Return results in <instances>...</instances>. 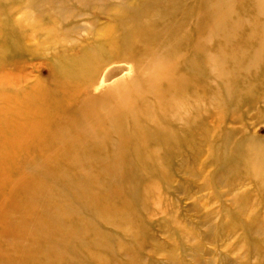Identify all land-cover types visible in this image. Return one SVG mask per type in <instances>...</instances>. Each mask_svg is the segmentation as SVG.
Returning <instances> with one entry per match:
<instances>
[{
  "label": "rangeland",
  "instance_id": "1",
  "mask_svg": "<svg viewBox=\"0 0 264 264\" xmlns=\"http://www.w3.org/2000/svg\"><path fill=\"white\" fill-rule=\"evenodd\" d=\"M263 41L264 0H0V264H264Z\"/></svg>",
  "mask_w": 264,
  "mask_h": 264
},
{
  "label": "bare ground",
  "instance_id": "2",
  "mask_svg": "<svg viewBox=\"0 0 264 264\" xmlns=\"http://www.w3.org/2000/svg\"><path fill=\"white\" fill-rule=\"evenodd\" d=\"M261 44H262V46H264V41ZM98 70H100V67L96 66V65L91 67V68H86L85 66H82V65L79 66L80 76H82L83 79L85 78L84 81H86V83L93 80L94 75L99 72ZM119 72H120L119 68L115 67L114 69L110 70L104 76V79L107 81H111L114 78L116 79L118 77L117 75ZM124 83H125L124 79H122V78L116 79V80H113L111 84L106 86V88L104 87L103 90H105V91L110 90V91H112L113 94L114 93L120 94V92L123 91V89L125 88ZM95 84H96L95 85L96 87H93V89L90 90V94L88 95L90 98L96 97L95 93L97 94L98 91H101L98 88L99 83L97 82ZM85 87L88 88L87 86H85ZM79 88H80V86L76 89L78 93L80 92ZM103 95L104 94H100L99 95L100 98H102ZM152 131H155V129L153 127L147 129L143 133H139V138H137V139L135 138V140L130 143L133 146V151H134L135 156L139 155V152H142V149L139 147V143L142 142V140H145L146 136H148V135L152 136ZM175 142H177L178 144H182L184 142V139L180 138V137L177 139L176 135L169 134V135L165 136L164 140H162V143L165 144L166 146L173 145ZM131 145H128L127 147H130ZM149 155H148V157H149ZM130 163H132V162H130ZM148 164L149 163H146L145 166H149ZM246 164H248V163H246ZM262 171H264V169L260 168L259 171L255 172V175L260 176Z\"/></svg>",
  "mask_w": 264,
  "mask_h": 264
}]
</instances>
